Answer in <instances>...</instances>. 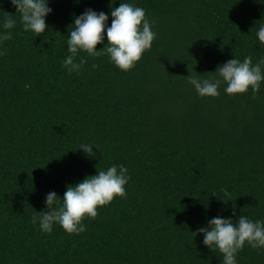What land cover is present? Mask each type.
I'll use <instances>...</instances> for the list:
<instances>
[{
	"label": "trees",
	"instance_id": "16d2710c",
	"mask_svg": "<svg viewBox=\"0 0 264 264\" xmlns=\"http://www.w3.org/2000/svg\"><path fill=\"white\" fill-rule=\"evenodd\" d=\"M119 3L144 9L156 34L151 48L127 72L107 55L80 51L77 62H87L69 73L63 61L74 19L92 9L110 26ZM48 7V27L36 36L23 31L10 0H0V35L11 33L0 41V264H223L215 246L192 233L217 216L264 221V81L255 99L251 88L226 94L223 82L217 97H201L187 76L215 80L230 59L264 60L256 35L264 0ZM7 13L16 21L8 30ZM83 144L95 155L78 149ZM113 165L128 170L126 195L85 217L84 232L54 223L46 233L32 223L49 192L62 198L67 186ZM236 264H264V248L245 243Z\"/></svg>",
	"mask_w": 264,
	"mask_h": 264
},
{
	"label": "clouds",
	"instance_id": "9594fccd",
	"mask_svg": "<svg viewBox=\"0 0 264 264\" xmlns=\"http://www.w3.org/2000/svg\"><path fill=\"white\" fill-rule=\"evenodd\" d=\"M10 3L20 14L24 32L31 31L36 36L45 32L48 27L45 17L52 11L48 7V0H10ZM110 15V26L107 25L108 15L92 9H87L74 19L73 30L67 38L69 55L63 61V66L69 73L78 72L87 62L83 57L77 62L80 51L92 58L107 55L118 69L127 72L151 48L156 34L151 30L152 25L143 8L130 3H119L118 7L111 10ZM12 16L7 13L4 29H12L16 25ZM256 35L260 44H264V25L259 27ZM105 38L107 43H104ZM10 39V32L0 35V41ZM101 44L104 46L97 50V45ZM262 65L264 60L253 65L251 57H245L243 62L233 58L217 66L215 73L219 78L201 79L199 75H188V83L201 97H217L220 94L218 88L223 82L227 85L224 89L226 94H243L251 88L252 98L255 99L261 81H264ZM92 67L97 68L98 65L93 64ZM78 149H83L88 156L95 155L92 146L88 144H83ZM127 171L123 165H113L107 170L97 171L95 175L86 176L75 185L67 186L62 198L54 191L49 192L44 201L46 209L36 212L32 223L36 224L38 221L40 230L46 233L52 231L54 223H58L69 234L84 232L86 229L82 221L85 217L94 219L99 207L109 204L116 197L126 195L125 185L130 178ZM224 192L227 196L226 189ZM192 234L194 237L202 234L203 244L210 250L215 246L222 254L223 264H236V254L245 243L252 248H264V221H253L244 215L239 216L235 223L230 218L217 216Z\"/></svg>",
	"mask_w": 264,
	"mask_h": 264
}]
</instances>
